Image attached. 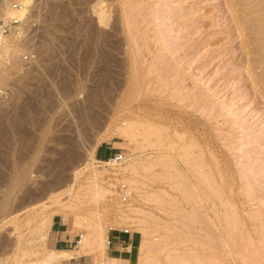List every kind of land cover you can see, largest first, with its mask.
<instances>
[{
  "label": "rangeland",
  "instance_id": "rangeland-1",
  "mask_svg": "<svg viewBox=\"0 0 264 264\" xmlns=\"http://www.w3.org/2000/svg\"><path fill=\"white\" fill-rule=\"evenodd\" d=\"M256 2L33 1L20 27L25 45L1 55L9 74L0 82V196L9 207L0 264L51 249L55 215L77 241L94 233L87 218L108 233L140 232L139 264H264V24L251 20L264 22V11ZM121 127H132L133 142ZM104 141H117L123 166L133 160L138 169L108 176L114 193L94 200L88 172L75 174L87 163L104 168L95 154ZM129 204L136 209L125 216ZM35 210L44 240L27 222Z\"/></svg>",
  "mask_w": 264,
  "mask_h": 264
},
{
  "label": "bare ground",
  "instance_id": "bare-ground-1",
  "mask_svg": "<svg viewBox=\"0 0 264 264\" xmlns=\"http://www.w3.org/2000/svg\"><path fill=\"white\" fill-rule=\"evenodd\" d=\"M33 1L34 0H16V2H20L21 5L19 4V5H17L19 8H15V3L13 2V0H0V17H3L5 19L6 18L16 17V18H19L20 20H22V19H24L27 16V14L29 12V8L31 6H33V4H34ZM258 1L259 0H257V2L255 3V5L258 3ZM260 1H259V3H261L260 4L261 6L260 7L257 6V5L255 6V7H258V8H256L257 9L256 11H258V12L264 11V4H263V1L264 0L262 2H260ZM247 2H248V0H247ZM252 2L253 1H250L249 3L252 4ZM252 5H254V2H253ZM96 11L100 15V17L103 18L104 14H105L104 8H97ZM252 12H254V11H252ZM252 17H253V15H252ZM251 20L256 21V23H255L256 26H261L262 23L264 24V22L261 19L259 20L257 16L253 17V19H251ZM252 25L254 26V24H252ZM262 29H264V28H262ZM262 29H260V30L258 29V30L261 32ZM257 34L259 35V32ZM22 36L23 35L21 33H17V32H15V34H13V33L10 34L9 33V34L3 35V36L0 35V82L3 81L7 77L6 76L7 74H9L8 73V68H4L5 66L1 65V55L2 54H5L6 55V58L7 59H10L11 56H13L16 53L20 52L21 51V46L25 43V42L23 43L20 40V38ZM260 37L263 38L264 37V34H261L259 36V38ZM11 40L13 41V44H11V42H10ZM262 45H264V44H262ZM260 47L262 48V46H260ZM14 65L16 66L17 65V62H14ZM121 128H122L121 131L119 130L120 136L123 139H125V140H128V141L133 142V140L135 138L134 135H136V134L135 133L133 134V131H131L132 130V127H131V130L128 129L127 127H125V128L121 127ZM90 152L91 151H89V153ZM131 152H132V150H131ZM96 160L104 165V168L103 169L97 168V166H94V164L93 165H90V163H87L85 165V167H83L80 170H77L76 171V174H75V180H78V178L80 177L81 174H83L84 172H88V174L86 175L87 176L86 177L87 178L86 179V181H87L86 182L87 183L86 187L88 186L89 189H87V190H89V192L92 195L90 198H93L94 200L95 199H98L99 197L100 198L101 197H104V196L106 197L108 195V193H110L112 191V189H110V186H111L110 184L111 183H109V186H107L108 184L106 185V183L111 179V177L107 178L108 176L113 175V176L116 177L119 174H126L127 175V174L132 173L133 171H134L133 173H135L137 171V169H138L137 163L135 161H133V160H131V161L128 160L127 161V164L124 165V166H123V162L118 163V164H115V163L113 164V163H109L108 161L99 160L97 158H96ZM25 167H23V169L21 168L23 170V172L21 173V177L22 178L24 176H26L27 175V172H28V170H27L28 168L25 169ZM15 171H16L15 174H16V178H17V181H16L17 183L13 179V181L10 184V190L9 191H12L16 187V185L14 184V182L16 184H21V179L22 178L19 177L20 175L17 172V170H15ZM124 180H127V179L124 178ZM128 180H130V179L128 178ZM0 193H1V181H0ZM111 193H114V192H111ZM133 206H134L133 204H129L128 209L122 210L121 213H123V215H125V216L130 215V213L131 212H134V210L136 209V208L134 209ZM8 207H9L8 201H5L4 202V198L2 199L1 196H0V215H3V213L7 211ZM37 212L38 211L35 210V211L29 213L28 214V217H27V222H28V224H29L30 221H35L36 222V224L34 225V228L33 229L31 228L32 229V232L35 233V235L37 234L38 237H41V239L43 238V240H44V238L47 237V234L44 232L45 224L40 222L39 217L36 216ZM52 219L53 218L51 217L49 219V221H51ZM15 220L14 219H11L10 221L13 222ZM45 220H43V221H45ZM75 220H78V216L75 218ZM17 221H19V220H17ZM85 225L89 229L92 228L94 230V233L92 232L93 233L92 234L91 231H90L89 234H88V236L86 238H85V234L86 233L83 234L82 239H80L79 242L77 243L78 249L76 250V252H72L73 250L72 251H68L66 249L65 250H63V249L61 250V249L51 248V249H49L48 251H45V252H39V253H37V251H36V257L35 258L32 257V259L24 260V258H22V257L25 256V253H26L25 252L22 256L20 255L21 257L17 255L18 257H15L14 258L12 264H63V261L65 259L70 258L74 254L76 255L77 253L78 254H90V255L97 256V263L96 264H123L122 260H119V259H116V258H110L109 259L107 257V248H108L109 238H108V232L104 228L103 224L101 222H97V223L94 224V223H92L90 221L89 218H87V219H85ZM111 228H114V227H111ZM17 230L19 231V229H17ZM30 230H28V231H30ZM20 235L18 236L19 238L21 237ZM22 236H23V233H22ZM16 240H17V242L14 243V244H11V247H12V252H16L17 253V251L20 249V246H21L20 243H22V242H19L18 241V238ZM20 241H23V240L20 239ZM24 244H25V242H24ZM22 249L25 250L24 248H21V250ZM12 254H14V253H12ZM28 254H30V253H28ZM12 257H11V260H12Z\"/></svg>",
  "mask_w": 264,
  "mask_h": 264
},
{
  "label": "crops",
  "instance_id": "crops-1",
  "mask_svg": "<svg viewBox=\"0 0 264 264\" xmlns=\"http://www.w3.org/2000/svg\"><path fill=\"white\" fill-rule=\"evenodd\" d=\"M120 145L117 141H104L96 149V158L102 161L107 160L113 154L119 152ZM126 228H113L109 230L107 257L122 260L123 264H139L141 247L143 243L142 234L138 231ZM78 235L74 231L68 221L61 215H55L52 222V228L49 236V245L51 248L63 249L76 252L78 249L77 244L75 250L73 249L74 243L77 241ZM78 254V253H77ZM73 255L63 261L64 264H93L87 257L93 256L90 254Z\"/></svg>",
  "mask_w": 264,
  "mask_h": 264
},
{
  "label": "built area",
  "instance_id": "built-area-1",
  "mask_svg": "<svg viewBox=\"0 0 264 264\" xmlns=\"http://www.w3.org/2000/svg\"><path fill=\"white\" fill-rule=\"evenodd\" d=\"M21 7V6H20ZM15 8H19L17 5H15ZM23 22V19L20 20L19 18L16 17H12V18H3L0 17V35H7V34H11V33H21V24ZM27 59V58H26ZM125 154L122 152H117L115 154H113L112 156H110L107 160L109 163H121L124 158H125ZM120 195H121V200L123 202H127L130 199V195H131V191H129V186L126 184H121L120 185ZM113 229V228H111ZM126 232H129V229H125ZM83 234L79 235V240L82 239ZM79 240L77 241V243L79 242Z\"/></svg>",
  "mask_w": 264,
  "mask_h": 264
}]
</instances>
